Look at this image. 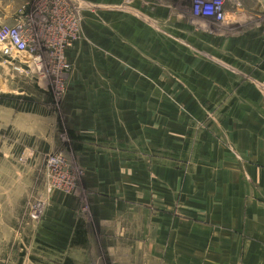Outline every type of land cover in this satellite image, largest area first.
I'll list each match as a JSON object with an SVG mask.
<instances>
[{
	"label": "rangeland",
	"instance_id": "1",
	"mask_svg": "<svg viewBox=\"0 0 264 264\" xmlns=\"http://www.w3.org/2000/svg\"><path fill=\"white\" fill-rule=\"evenodd\" d=\"M192 1L71 0L83 6L72 14L63 0H0V26L28 15L48 46L40 50L41 68L19 71L0 56V264H55L63 257L39 241L38 221L45 215L32 219V205L54 192L70 195L83 186L85 167L92 162L87 151L118 147L119 130L126 129L124 147L129 148L120 158L177 168L189 164L192 171L201 140L207 133H224L221 120L236 109L238 94L256 85L264 101V0H227L226 21L221 23L196 22ZM62 15H76L79 23L70 25L77 38L65 51L73 66L59 74L61 88L53 82L59 77L52 73L56 64L50 53H64L59 44L54 46L59 28L65 27L57 23ZM98 58L102 62L97 66ZM90 63L98 69L96 74L86 72ZM105 66L113 74L104 75L100 67ZM221 73L227 85L215 92V78ZM120 79L128 90L119 88ZM149 83L151 92L137 90ZM198 84L205 86L198 89ZM150 97L155 107L138 102ZM149 111L157 123V142L152 143L144 122ZM81 115L109 117L126 128L82 135L69 124ZM183 117L186 123L181 124ZM134 121L147 127L142 131L147 141L139 145L128 128ZM107 134L116 137L111 140ZM228 146L242 162L237 150ZM58 152L64 153L75 185L48 191L47 158Z\"/></svg>",
	"mask_w": 264,
	"mask_h": 264
},
{
	"label": "crops",
	"instance_id": "2",
	"mask_svg": "<svg viewBox=\"0 0 264 264\" xmlns=\"http://www.w3.org/2000/svg\"><path fill=\"white\" fill-rule=\"evenodd\" d=\"M94 62L98 66L102 60ZM87 65L86 72L96 74L98 69ZM100 68L104 75L113 74L109 66ZM217 76L215 92L227 85L226 74ZM120 81L119 88L126 91L127 82ZM136 87L146 92L154 88L151 83ZM245 93L238 94L236 109L221 120L224 133L205 134L192 171L189 164L177 168L120 158L129 150L124 147L126 129L118 137L107 134L108 139L116 137L118 147L88 150L92 162L85 167L83 186L70 195H49L47 212L38 221L39 241L63 256L54 263L264 264V101L256 85ZM139 100L156 106L151 97ZM122 107L126 109L125 102ZM72 119L70 127L86 136L126 128L109 117ZM145 121L149 138H142L147 128L138 126L142 123L128 127L138 145L147 138L157 142L152 111Z\"/></svg>",
	"mask_w": 264,
	"mask_h": 264
},
{
	"label": "built area",
	"instance_id": "3",
	"mask_svg": "<svg viewBox=\"0 0 264 264\" xmlns=\"http://www.w3.org/2000/svg\"><path fill=\"white\" fill-rule=\"evenodd\" d=\"M65 1L66 7L64 9L66 12L71 10L72 14H77V10L70 7L67 0ZM227 0H193L191 12L194 15L196 22L200 20H213L216 22H225L227 13L225 10ZM58 25L62 24L69 29L59 28V41L54 43V46L59 44V50L62 52H51V63L56 64L52 69V73L55 78L53 80L57 86H63V80L59 76L62 71H70L73 63L69 60L65 52L67 47L73 46L76 41V33L72 30L70 25L74 26L72 23H79L78 18L75 15L72 18L68 15H62L58 21ZM38 25L32 23L28 15L22 19H15L13 23H4L0 26V56L4 58V62L14 67V69L19 71H24L28 68H41L42 67V55L41 47L47 44H42L41 30L38 29ZM58 26V27H59ZM38 29V31H37ZM80 38V36H79ZM56 40V38L54 39ZM50 42V41H49ZM67 84V81H66ZM55 85V86H56ZM56 86V87H57ZM66 87V85H65ZM67 160L62 152L55 154H50L47 158L48 166V179L47 186L48 191L54 189L71 190L75 185V180L72 173L67 168ZM48 203L45 198L38 199L34 201L30 216L34 220L41 219L47 211ZM124 264V263H121Z\"/></svg>",
	"mask_w": 264,
	"mask_h": 264
},
{
	"label": "bare ground",
	"instance_id": "4",
	"mask_svg": "<svg viewBox=\"0 0 264 264\" xmlns=\"http://www.w3.org/2000/svg\"><path fill=\"white\" fill-rule=\"evenodd\" d=\"M71 1V0H70ZM70 1H68V5L71 7L73 5V8H75L76 10L79 11V7H83L82 5H80L79 7H76L74 4H72Z\"/></svg>",
	"mask_w": 264,
	"mask_h": 264
},
{
	"label": "trees",
	"instance_id": "5",
	"mask_svg": "<svg viewBox=\"0 0 264 264\" xmlns=\"http://www.w3.org/2000/svg\"><path fill=\"white\" fill-rule=\"evenodd\" d=\"M20 98V97H17V99ZM27 100H29V98H26ZM31 100V99H30ZM66 261H69V258H66Z\"/></svg>",
	"mask_w": 264,
	"mask_h": 264
}]
</instances>
